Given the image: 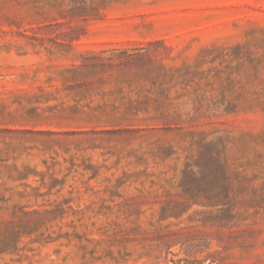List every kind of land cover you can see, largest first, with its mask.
<instances>
[{
    "label": "rangeland",
    "instance_id": "374dc122",
    "mask_svg": "<svg viewBox=\"0 0 264 264\" xmlns=\"http://www.w3.org/2000/svg\"><path fill=\"white\" fill-rule=\"evenodd\" d=\"M0 158V264H264V0H0Z\"/></svg>",
    "mask_w": 264,
    "mask_h": 264
},
{
    "label": "trees",
    "instance_id": "16d2710c",
    "mask_svg": "<svg viewBox=\"0 0 264 264\" xmlns=\"http://www.w3.org/2000/svg\"><path fill=\"white\" fill-rule=\"evenodd\" d=\"M4 160H6V159L0 158V162H4ZM4 164L5 165H1V167H4V169L2 170L0 168V171H1L2 175H3V177L6 178L5 183H7L8 180H21V179H24V178H28V176L30 174L37 173L36 170H32V169L28 168L27 166H25L23 170H19L17 167H15V170L17 171V173L16 174H13V173L9 172L10 165H8L6 163H4ZM45 179H46V174H43L42 175V181H43L42 183H44L45 185H47L46 182H45ZM65 181H66L65 179H63V180L60 181L59 179L54 178L52 180V182L49 183V185H47L49 188H48V191H46V192H41L40 191L41 187H36V188L33 189L32 192H27V189H25L23 191H20V192H17V196L20 197V198L34 197V198L38 199L40 197H44V196L53 194V192H52L53 188H55L57 185H61V188L58 189L55 192V193H59L62 190V188L64 187ZM24 185L25 186H29L28 184H24ZM12 199H13V196H10V197H7V198L5 196H2L0 198V201H3V202H5L7 204ZM18 206H19L18 204L15 205V208L16 209L14 210V214H17L18 212L19 213H22V214H28L29 212H31V211H26V210L23 209L27 205L19 206V210L17 209ZM7 208H9V207L6 206V209ZM61 213H65V210L62 209ZM29 229H30V231H34L35 230V228H29ZM26 230L28 231L27 226H25L23 228V230H21V229L20 230H18V229L16 230L15 227H12V230L10 232H8V234L6 233L4 235V237H3V239H1V235H0V253L6 251L8 249V245L10 244V237L12 235H13V237L15 236V240L14 241H17L18 240V237L22 233H25Z\"/></svg>",
    "mask_w": 264,
    "mask_h": 264
}]
</instances>
